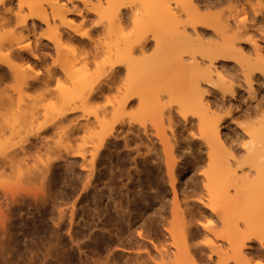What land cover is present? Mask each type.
Returning <instances> with one entry per match:
<instances>
[{"label": "bare ground", "instance_id": "obj_1", "mask_svg": "<svg viewBox=\"0 0 264 264\" xmlns=\"http://www.w3.org/2000/svg\"><path fill=\"white\" fill-rule=\"evenodd\" d=\"M72 1H79L82 6L78 8L76 5V8L69 9L66 5ZM256 4L260 5L261 2L257 0ZM17 5L20 7L21 3L19 2ZM196 6L197 4L194 0H174V2H170V0H154L146 6V14L148 13L147 17L154 22L163 25H172L173 23L174 25L173 17H175L174 14L179 11V8L194 12L197 9ZM81 7L88 12L94 13L99 21H102V26L104 25L106 30L105 34L111 33L115 38L112 42L102 43L100 47L104 56L108 58V67L111 69V66L115 65V69L112 70L116 72V77L119 76L118 74L123 68L125 72L124 79L116 88L117 99L114 104H111L110 110L107 108V110L101 109L97 112L95 105L99 101L65 104L60 111H66L71 107L79 109V114H69L68 118L57 123L56 127L52 128V131H47L42 125L46 124L51 127L54 119L59 118V111H57L54 115L52 114L53 117L49 122L46 121L47 123L45 124L37 125L38 127L36 128L38 129H36V132L34 131V134L32 132L33 135L31 134V136L29 135L30 138L33 137L35 143L27 135H25L26 138H22L20 148L15 154V161L18 165V173H23L19 184L24 183L30 185V187H24L22 184L21 188L31 191V193H42L44 183L56 187L59 181L71 183L72 185L81 183L82 189L89 188L92 185L98 165H105L106 159L111 157L108 145L113 143L114 149L117 150L118 142L121 139L123 140V146L127 149L123 154L120 151L117 152L118 164L125 163L132 153H135V156L131 157L134 163L137 160L146 162L154 156H159L160 158L159 151L152 141L151 132H149L147 125L144 122H139V125H137L129 118H124V115L128 113L127 110L137 103L139 110H149L147 113L151 112L150 114H152L153 123L151 125H153L156 138L161 145L164 165L174 192L171 212L179 219L178 233L184 245L183 252L189 257L190 264L195 258L191 249L193 246L190 247L188 245V242H191L196 234L194 228H197L194 222V214L192 213V207L194 206L198 208L201 218L205 219L206 216H211L215 222H220L224 227L222 234L215 235L211 239L208 237L206 240V242H210L208 244L210 253L218 257L216 264H250V259H259L262 250H264V110L254 115L247 129L241 128L239 123L237 124V129L242 131L243 140L244 138L246 140L239 141V144L241 142V149H234L233 145L231 146L225 136L223 137L221 134L220 114L209 103L206 99L207 97L204 96L203 83L208 85L213 83L214 86L220 88L222 94L229 92L230 97L234 87L232 84L233 80L230 78L232 74L230 73V75L229 70L224 69V63L221 64L220 69L213 64V59L219 55V52L212 49L198 48L197 46L202 45L204 36L196 29L195 23L206 19H200L196 14L189 15L192 34L191 31L188 32L187 30L185 31L190 33V35H187L185 31H183L185 34H178L175 36L178 44L177 48H171L165 57L164 55L157 57L145 54L146 47H148L146 43L147 36L133 33L127 36L124 35L123 30L128 20L126 21L122 17V11L129 8L130 5L128 7L126 2L121 0H96V2L92 0H63L61 2L58 0H45L44 5L27 6L29 17L31 16L33 21H38L40 24L45 25L49 31L46 36H40V38L52 43V47H54L61 58L60 63L67 65L69 68L72 67L77 58L75 55L76 46L70 41H78L77 36H84L79 27L80 24L69 16L83 17ZM243 7L244 5H241V8L238 11L236 10L238 19L235 20L246 27L249 16ZM5 8L12 9L8 5ZM46 8L50 9L49 16ZM136 9L138 10V8ZM131 11L133 12L132 7ZM3 13L6 15L4 10ZM21 21L23 22L20 24L23 27L22 29L25 28L28 32L35 31L36 22H33L30 30V27L25 25V18H22ZM225 26L227 31L234 30L228 20ZM253 37L252 43L255 44V49L252 48V50H255L252 53L253 57L250 53H246L239 44H236V46L230 40L225 41L227 49L222 52L224 56L236 57L242 62L241 68L244 73V79L247 81L251 93L253 91L251 83L254 69H259L264 74L262 51H259V44H257L255 36ZM173 38L167 39V36L162 37L161 35L153 34L152 39L155 40L156 52L159 53L161 48L169 46L170 40ZM36 39L39 40V38ZM14 40L15 54L10 55L6 63L9 64V70L13 77L16 78L17 83L27 81L31 84L37 73L44 74L39 69L34 72L31 71L33 70L32 62L36 64L38 60H41L40 54H38V51L41 53V50H38L39 46L38 48H32L31 39L27 36L26 38L15 36ZM64 40H69L68 47H66L67 45L62 46L65 42ZM9 51V49H6L4 52ZM196 52L199 54L200 60L195 56ZM184 53L188 56L187 59H184ZM204 58H207V64L204 62ZM3 59L4 57L0 56V60ZM16 61H20V65L17 63V66ZM103 67L104 64L102 63ZM30 72L33 73L31 74ZM81 75L85 77L81 81V86H89L92 77L84 73H81ZM157 78L160 85L156 84ZM33 90L38 91V89ZM17 92L21 93L19 88H17ZM160 92H166L175 103L173 105H169L170 101L167 104L162 103ZM102 96L106 98V92H103ZM17 100L20 109L18 119H24V121L22 120L24 124L26 118L35 114L37 108L31 105L33 102H27L30 106L23 103V106V104L19 103L22 99L18 98ZM32 108L35 110L34 113L31 110ZM173 109L185 120L195 118L197 136L205 145L208 162L212 164L209 167L213 169L211 172L203 173L206 182H203L202 173L198 177L190 179L187 187H191L189 189L191 194L183 195L181 202H179L180 200L178 201L174 190L180 181L179 174L176 171L178 164L175 154L176 151L180 152V144L176 141L173 129ZM108 113L115 114L117 117L112 121H108L105 118ZM165 120L170 135L166 133ZM22 123L20 122L21 126H23ZM127 133H131L133 137L127 139ZM46 134H50L53 138L58 137L59 143L53 142V144H49ZM144 139L147 140V143L144 142ZM172 139H175V142H172ZM130 140L134 141L135 146L133 148H130ZM245 143L249 144L248 149L243 148ZM143 145L145 151L141 150ZM31 148L35 149L37 154L32 157L33 161L30 164ZM242 157L244 159H241ZM154 165L157 168L160 167L158 163ZM58 169L60 171L56 172ZM35 182L38 183L37 186L33 185ZM199 187L201 189L198 191ZM10 191L11 196H13L14 191ZM204 196L207 200L206 204L204 203ZM187 197L192 201L184 200ZM69 211L70 218L68 222L72 225L75 211L73 208L69 209ZM57 213L58 221L53 224L64 228L66 226V209L58 208ZM32 227L35 230L39 227V224ZM206 227L208 228V226ZM72 230L71 226L69 236L80 249V244L77 242L76 237L78 231H82L79 230V227L76 232L72 233ZM136 235L141 239L137 240V242L148 240L155 249L157 248L155 243L147 239L142 231L137 230ZM215 239L223 243L215 246ZM253 239L257 241V244L251 242ZM110 245V242H103L101 247L110 250ZM101 247L94 248L92 252L97 254L101 251ZM221 254L227 256L221 258ZM137 258V261L130 264H142L141 255H138Z\"/></svg>", "mask_w": 264, "mask_h": 264}, {"label": "rangeland", "instance_id": "obj_2", "mask_svg": "<svg viewBox=\"0 0 264 264\" xmlns=\"http://www.w3.org/2000/svg\"><path fill=\"white\" fill-rule=\"evenodd\" d=\"M58 1L61 2L63 0ZM92 1L96 2V0ZM121 1L126 2L128 7L130 5L129 8L123 9L122 11V17H124L126 21L128 20L123 32L147 36L148 39L146 43L148 47H146L145 50L147 56L155 55L158 57L164 55L165 57L171 48H177L178 44L176 43L175 36L178 34H185V32L187 35H190V33H188L189 31H191L192 34V28H190L192 25L189 22V15L196 14L200 19H206L205 21H198L195 23L196 29L204 36L202 45L200 44L197 46L198 48L212 49L219 52V55L213 59V64L220 69L221 64L224 63V69L227 71L229 70V74H232L230 78L233 80L232 84L234 87L230 97L229 92L222 94L220 88L214 86L213 83V85L203 83L204 96L207 97L206 99L209 103L212 104V106L217 109L218 114H220L219 117L221 118L219 122L223 137L225 136L228 143L231 146L233 145L234 149H241V142L239 144V141H245L246 138L243 140L242 131L237 129V124L239 123V125H241L242 123H247L249 125L254 115L264 110V74L259 69H254L251 83L254 93L253 91L251 93L250 87L244 79V73L241 68L242 62L236 57L224 56L222 52L227 49L225 41L230 40L235 45L239 44L246 53H250L253 57L254 55L252 53H254L253 51L255 50H252V48L255 49V44L252 43V38L254 39L253 36H255V40H257V44H259V51H262L261 54L264 60V7H262V5H264V0H259V2H261L260 5L256 4L257 0H194L197 4L196 11L190 12L186 9L181 10L179 8V11H176L174 14V20L172 19L175 22L174 25L173 23L172 25H163L149 20L150 18L147 17L148 13L146 14V6L149 2H153L154 0ZM19 2L24 3L26 7L20 8L19 5H17ZM44 2L45 0H15L13 3L12 0H10L6 5L0 6V19L7 18L3 13L5 6L8 5V7L10 6L12 8V16L16 18L13 27L17 24L20 25V20L22 18H25V25L30 27V30L31 26H33V22H36V29L34 32H28L25 28L22 29L23 27L20 25V30L16 32L15 36H21L23 38L27 36L31 39L30 43L32 48H38L39 46L38 50L40 49L41 53L38 51V54H40L41 60H38L36 64L32 62L31 66L33 70L31 71L34 72L36 69H39L43 73L46 72L45 69H47V67L49 68L53 60H59V62H61V58L56 53L54 47H52V43H48L47 40L40 38V36H46L49 33L48 29L38 21H33V18L28 15L27 6L44 5ZM170 2H174V0H170ZM201 4L204 6L201 7ZM76 5L78 8L82 6L81 2L72 1L68 3L66 7L73 9L76 8ZM241 5H244L243 8L249 16L246 27L240 25V23L235 20L238 19L237 11L241 8ZM131 7L133 8V12L131 11ZM82 8L83 7H81V9ZM136 8H138V10ZM82 10L83 17L75 15L69 17H72L76 23L80 24L79 27L82 33L87 32L88 37H91L89 43L80 42L88 40L89 38L86 36H77L78 38H76L78 41H70L76 46L75 55L77 58L75 57V62L78 61L77 66L84 69L88 63L85 53L89 50V47L94 48L96 44L101 45L105 42H112L115 38L111 33L105 34L106 30L104 29V25H97L99 19L94 13L84 9ZM49 11L50 9L48 8L46 11L48 16ZM227 20L234 30H226L227 27L225 25ZM153 34H158L162 37L167 36V39L174 38L170 40L169 46L161 48V51L158 53L155 49V40L152 39ZM100 37L104 38L103 42L100 41ZM36 38H39V40ZM192 42L197 44L195 41ZM68 43L69 40H66L62 46L67 45L66 47H68ZM5 50L6 49H0V51L3 52ZM195 56L200 60V56L197 52ZM183 57L187 59L188 56L184 53ZM203 60L207 64V58ZM101 61H103V56L101 57ZM19 62L20 61H16V65L17 63L20 65ZM93 63H95V57H93ZM103 68L101 63V69ZM124 74L125 72L122 68L121 72L118 74L120 77H115L114 88L110 87L111 89L106 91V98L103 97V101L97 103H104L106 102L105 100H111L114 104L117 99L116 88L123 81ZM156 80L157 83H155L160 85L158 78ZM35 92L36 91L33 89L26 93L16 92L17 99H22L23 103L27 106H30L27 102H33L31 105L36 107L35 101L27 99L29 96H34ZM160 94L162 103L167 104L169 101V105L175 103L166 92H160ZM135 104V106L132 105L131 108L127 110L128 113L124 115V118H129L137 125H139V122H144L147 125L149 132H151L150 136L152 141L159 151L160 158L157 155L158 157L154 156L146 162L137 160V162L134 163L131 157H134L135 153H132L125 163L118 164L117 152L120 151L121 154H123L127 149L123 146V140L121 139L118 142L117 150L114 149L113 143L108 145L111 157L106 159L105 165H98L92 185L89 188L82 189L81 183L72 185L71 183L59 181L56 187L44 183L42 193H31V191L21 188L22 184L24 187H30V185L24 183L19 184L18 182L13 185L14 188L12 187L11 189L15 194L13 193V196H11L10 191L8 200L0 203V250H23L26 246L31 249L35 240L42 237L45 232L51 234L53 228L58 229L67 236L68 241L73 242L69 236V231L72 226V233L76 232L78 227L79 230L82 231H78L76 237L77 242L80 244V249L77 247L78 245H76L74 251L69 247L63 257L71 261L72 264H130L138 260V255H141L140 259L142 264H148L149 259L152 264H157V261L159 264H190L189 257L183 252L184 245L178 233L179 219L171 212L173 208L174 192L171 180L164 165L161 145L156 138L153 125H151L153 123L152 114H150L151 112L147 113L149 110H139L137 103ZM110 107L111 105L108 107V110H110ZM31 110L34 113L35 110L33 108ZM36 110L34 115L26 118L24 124L22 123L24 119L21 120L20 118L21 121L18 119V125H20L19 127L18 125L16 126V141L18 143L22 141L23 137L26 138L25 135L29 137L32 132L34 134V131L36 132V129H38L36 128L38 127L37 125L49 122L54 115L51 109L43 110L37 108ZM116 117L115 114L108 113L105 118L108 121H112ZM172 119L176 141L180 144V152H175L178 164V166L176 165V171L179 174L178 177H180V181L174 190L178 201L180 200L179 202H181L183 195L191 194L189 191L191 187H187L190 179L198 177L199 174L202 173L203 182H206L203 173L211 172L213 169L209 167V165L212 164L208 162L205 145L197 136L195 118H188L189 120H185L173 109ZM20 122L23 126H21ZM165 130L166 133L170 135L166 120ZM46 136L49 140V144H53V142L59 143L60 141L58 137L53 138L50 134H46ZM131 137H133V135L127 133V139ZM30 139L33 141V137ZM144 142L147 143V140ZM172 142H175V139H172ZM33 143H35V141H33ZM129 145L130 148H133L135 146L134 141L130 140ZM141 150L145 151L144 145L141 146ZM30 152L31 157H29V163L31 164L33 161L32 157L37 154V151L31 148ZM155 163H158V165L160 164V167H155ZM59 171L58 169L56 172ZM33 185L37 186L38 183L35 182ZM200 189L201 187L198 188V191ZM81 197L82 199H80ZM203 198L206 204V197L204 196ZM184 200L192 201L189 197L184 198ZM189 204L191 205L190 202ZM58 208L66 209V226H64V228H60L53 224L58 221ZM71 208L75 211L72 225L68 222L70 218L69 209ZM198 212L199 210L196 206L192 207V213L195 219L194 222L197 228H194L196 234L193 236L191 242H188V245L190 247L197 246L199 255L202 259H207L210 255L211 258H214L212 264H216V259L218 257L210 253L208 248L210 242H206V240L208 237L211 239L214 238L215 235L222 234L224 227L220 222H215L211 216H206L205 219L201 218ZM50 216H52V218H50ZM199 218L200 220H198ZM209 221H211V224L208 223ZM37 224H39V227L34 230L32 226H36ZM206 226H208V228ZM137 230L142 231L144 236L154 242L157 248L155 249L148 240L137 242V240H141L136 235ZM215 241V246L219 243H223L216 239ZM103 242H110V250L101 247ZM251 242L257 244V241L254 239ZM99 247L102 248H100L101 251L99 250V254L92 252L94 248ZM193 247L191 249H193ZM5 256H7V252H5ZM226 256L227 255L221 254V258H225ZM255 259L257 258L250 259V264H255Z\"/></svg>", "mask_w": 264, "mask_h": 264}, {"label": "snow or ice", "instance_id": "obj_3", "mask_svg": "<svg viewBox=\"0 0 264 264\" xmlns=\"http://www.w3.org/2000/svg\"><path fill=\"white\" fill-rule=\"evenodd\" d=\"M7 2L8 0H0V6L6 5ZM12 2L14 3L15 0ZM203 6L201 4V7ZM20 7L25 8L26 5L21 3ZM4 11L7 18L0 19V29H2L0 30V49H9L10 51H0V56L4 57L3 60H0V203L8 200L10 190L23 175L22 172L18 173V165L15 161V154L20 148V143L16 141V126L20 111L16 95L17 88L21 93L38 89L34 96H29L27 99L35 101L36 107L39 109H52L54 113L59 111V118L54 119L51 127L42 125L47 131H52V128H55L57 123L62 122L63 119H67L69 114H79V109L71 107L66 111H60L65 104L103 101L102 93L109 91L110 86L114 88L116 77V72L112 70L115 69V65H112L111 69L108 67L107 56H104L100 44H96L94 48L89 47L85 53L88 63L84 69L77 66L78 61L69 68L67 65H62L59 60H53L46 73H37L31 84L27 81L17 83L6 61L10 55L15 54L14 37L20 30V25L17 24L13 27L16 18L12 16V9L5 8ZM22 23L21 21L20 24ZM100 24L102 21L98 20L97 25ZM130 34V32L124 33L125 36ZM83 35L88 37L87 32ZM99 39L103 42L104 38L100 37ZM90 40L91 37L80 42L89 43ZM102 56L103 61H101ZM93 57H95V63H93ZM101 63L104 64L103 69H101ZM82 72L92 77L89 86H81V81L85 78L81 75ZM19 103L23 104V100H20ZM111 103V100L97 103L95 110L97 112L101 109L107 110ZM240 127L247 129L248 124L242 123ZM243 148L248 149L249 144L245 143ZM208 223L211 224V221ZM69 247L74 251L76 244L68 241L65 234L53 228L51 234L45 232L42 237L35 240L31 249L26 246L23 250H0V264H72L71 261L63 258ZM192 251L195 256L192 264H212L214 258L202 259L197 246H194ZM5 252H7V256H5ZM148 264H152L150 259ZM157 264H159L158 261ZM255 264H264V250H262L260 258L255 259Z\"/></svg>", "mask_w": 264, "mask_h": 264}]
</instances>
